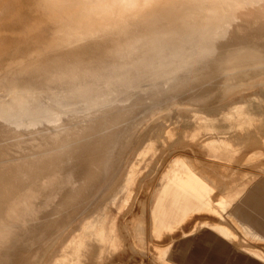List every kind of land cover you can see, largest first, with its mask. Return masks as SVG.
I'll return each instance as SVG.
<instances>
[{
	"label": "bare ground",
	"instance_id": "obj_1",
	"mask_svg": "<svg viewBox=\"0 0 264 264\" xmlns=\"http://www.w3.org/2000/svg\"><path fill=\"white\" fill-rule=\"evenodd\" d=\"M253 85L264 89V0H0V264H44L153 121L158 174L185 172L206 192L222 190L212 169L218 162L198 146L218 139L238 147L232 168L249 169L246 158L256 152L243 150L264 149V104L258 113L237 103L209 115L210 123L222 116L230 123L204 137L187 132L203 120L184 122L182 103L226 91L223 101ZM173 124L176 134L168 131ZM176 143L179 155L171 153ZM218 168L223 173L222 163ZM158 224L160 235L181 233ZM90 229L61 264H82ZM230 237L223 253L234 250ZM90 246L93 254L99 245Z\"/></svg>",
	"mask_w": 264,
	"mask_h": 264
},
{
	"label": "rangeland",
	"instance_id": "obj_2",
	"mask_svg": "<svg viewBox=\"0 0 264 264\" xmlns=\"http://www.w3.org/2000/svg\"><path fill=\"white\" fill-rule=\"evenodd\" d=\"M225 93L226 91H223L206 99L182 103L181 109L188 110L187 113L179 116L184 122L193 116L203 120L200 123L192 122V125L187 127V132L197 131L204 137H209L217 133L220 127L230 123V120L224 116L216 120L215 124L210 123L204 120L209 115L224 113L237 103L244 105L246 111H251L252 108L253 113H258L260 105L264 104L259 97L255 101L252 100L256 96L264 97L262 86L245 87L222 101L221 98ZM252 103H255L253 107H251ZM192 105L196 107L194 112L189 111ZM161 115L162 113H157L153 119L157 121ZM153 126L154 121L135 136V143L124 158L118 177L85 213L68 226L59 241L51 248L44 264L53 262L61 264L63 255L71 256L73 247H76V242L84 234L82 231L88 228L91 229L89 234L84 235L86 250L81 256L82 264H234L235 261L264 264V186L259 184L264 182V171L260 169L264 162L262 146L258 144L255 150L252 148L243 150H253L256 153L246 158V162L254 165L240 172L232 168L235 164L234 160L241 152L240 148L236 149L234 146L235 148L231 149V146L222 144L223 142L218 139L212 141L213 143L204 142L202 146H198L204 158L214 163L218 162L216 166H212V169L219 173L222 181L220 183L224 184L222 190L211 187L206 192L204 187L188 173L183 172L182 176L179 172L165 170L161 175L158 174L157 163L161 158L159 160V146L151 141L156 134ZM169 129L167 130L170 134L179 131L178 126L175 127L174 124ZM167 130L164 128L157 133L163 134ZM180 146V143L174 144L175 150L171 153L177 152L174 155H179ZM179 159L184 161L181 156L177 158ZM153 160L156 162L154 163ZM221 163L225 167L223 173L228 172V175L217 171L218 164ZM143 202L148 204L149 210L147 209L146 216L141 219ZM257 212L260 214H256ZM159 222L165 229H180V235L173 232L160 235L154 228ZM120 223L124 228L119 226ZM133 223L144 225V233L141 232L143 229L136 228ZM125 226H129V229ZM197 228L200 230L196 233ZM228 235H231L230 238L233 237L232 241L236 240L234 246L232 242L230 248L234 250L223 253ZM90 245H99L97 254L96 251L95 253L93 251V254L91 250L89 251Z\"/></svg>",
	"mask_w": 264,
	"mask_h": 264
}]
</instances>
